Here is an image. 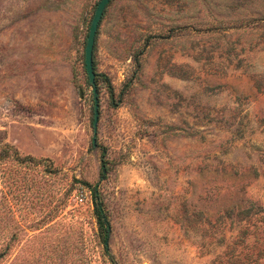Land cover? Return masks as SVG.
Wrapping results in <instances>:
<instances>
[{
    "label": "rangeland",
    "instance_id": "obj_1",
    "mask_svg": "<svg viewBox=\"0 0 264 264\" xmlns=\"http://www.w3.org/2000/svg\"><path fill=\"white\" fill-rule=\"evenodd\" d=\"M98 2L0 0V264H264V0H111L94 148Z\"/></svg>",
    "mask_w": 264,
    "mask_h": 264
},
{
    "label": "water",
    "instance_id": "obj_2",
    "mask_svg": "<svg viewBox=\"0 0 264 264\" xmlns=\"http://www.w3.org/2000/svg\"><path fill=\"white\" fill-rule=\"evenodd\" d=\"M111 0H99L96 5L93 17L91 19L88 34L86 37L85 47H84V70L87 76L88 84L92 88L93 97V118H92V146L96 147V136H97V126L99 120V105H98V89L96 85V73L93 68V50L95 46L96 36L98 32L99 25L101 23L104 12ZM79 97L82 98V92L79 91Z\"/></svg>",
    "mask_w": 264,
    "mask_h": 264
},
{
    "label": "trees",
    "instance_id": "obj_3",
    "mask_svg": "<svg viewBox=\"0 0 264 264\" xmlns=\"http://www.w3.org/2000/svg\"><path fill=\"white\" fill-rule=\"evenodd\" d=\"M95 45H96V41H95ZM94 50H95V46H94ZM94 50H93V55H94ZM93 68L95 71L94 56H93ZM97 77H101L105 81H107L106 78L102 75L96 74V79H97ZM107 84H108V81H107ZM96 85H97V81H96ZM108 88H109V92L112 93L110 84H108ZM97 89H98V87H97ZM104 158H105V153L102 152L101 153V164H100V178L101 179H103L105 177V175L107 174V171H108L107 162L105 161ZM92 202L94 205V215H95L97 224H98L100 230H102V232H103V236H102L103 245L105 246V248L107 250L108 249L107 248V240H108L109 233H110V226H109L108 218H107L106 213L104 211V208L102 206V202L100 201L96 190L93 191Z\"/></svg>",
    "mask_w": 264,
    "mask_h": 264
},
{
    "label": "built area",
    "instance_id": "obj_4",
    "mask_svg": "<svg viewBox=\"0 0 264 264\" xmlns=\"http://www.w3.org/2000/svg\"><path fill=\"white\" fill-rule=\"evenodd\" d=\"M77 198L79 199V201H82V194L78 196Z\"/></svg>",
    "mask_w": 264,
    "mask_h": 264
}]
</instances>
